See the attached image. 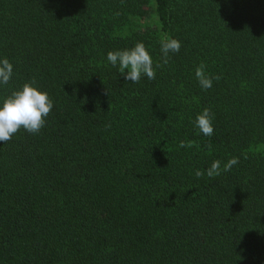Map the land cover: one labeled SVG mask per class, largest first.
<instances>
[{
	"label": "trees",
	"instance_id": "1",
	"mask_svg": "<svg viewBox=\"0 0 264 264\" xmlns=\"http://www.w3.org/2000/svg\"><path fill=\"white\" fill-rule=\"evenodd\" d=\"M162 35L154 80L107 60ZM4 58L53 108L0 142V264H264V0H0Z\"/></svg>",
	"mask_w": 264,
	"mask_h": 264
},
{
	"label": "clouds",
	"instance_id": "2",
	"mask_svg": "<svg viewBox=\"0 0 264 264\" xmlns=\"http://www.w3.org/2000/svg\"><path fill=\"white\" fill-rule=\"evenodd\" d=\"M180 47L181 43L179 40L162 35L160 51L163 63H157L155 67L149 51L142 42H137L130 49L109 51L107 60L113 67L118 66L119 73L124 76L126 81L138 83L142 75H146L149 80H154L156 78V69L162 67L163 64H167L169 53L179 52ZM12 73L13 65L9 60L7 58L0 60V84L6 85L12 77ZM195 76L200 86L205 90L212 87L214 79H220L219 75L211 77L206 75L203 63L196 68ZM34 85V80L26 82L22 87L12 91L0 101V142L9 141L21 128L28 133L37 134L45 126V117L50 114L53 108V101L49 98L47 92L39 90ZM195 125L203 135L210 137L213 134L212 113L209 108H204L197 115ZM179 147L191 148L193 147V142L182 140L179 142ZM208 147L211 149V144ZM238 163L239 159L237 157L230 158L224 164V171H230L232 166ZM220 172V161L216 160L212 162L206 174L212 178L219 176ZM195 175L200 178L205 175V172L197 169Z\"/></svg>",
	"mask_w": 264,
	"mask_h": 264
},
{
	"label": "rangeland",
	"instance_id": "3",
	"mask_svg": "<svg viewBox=\"0 0 264 264\" xmlns=\"http://www.w3.org/2000/svg\"><path fill=\"white\" fill-rule=\"evenodd\" d=\"M154 13L152 12V15H153ZM152 18H153V16H152ZM155 18V17H154ZM148 23H150V21H147V22H144V24H148Z\"/></svg>",
	"mask_w": 264,
	"mask_h": 264
}]
</instances>
